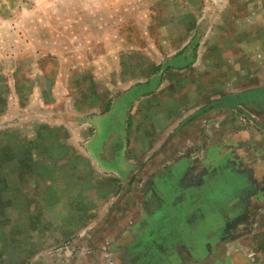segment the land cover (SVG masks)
I'll list each match as a JSON object with an SVG mask.
<instances>
[{"label":"rangeland","instance_id":"1","mask_svg":"<svg viewBox=\"0 0 264 264\" xmlns=\"http://www.w3.org/2000/svg\"><path fill=\"white\" fill-rule=\"evenodd\" d=\"M261 90L264 0H0V264L102 210L80 194L110 179L112 134L137 173L195 115Z\"/></svg>","mask_w":264,"mask_h":264},{"label":"crops","instance_id":"2","mask_svg":"<svg viewBox=\"0 0 264 264\" xmlns=\"http://www.w3.org/2000/svg\"><path fill=\"white\" fill-rule=\"evenodd\" d=\"M251 95L195 115L168 135L159 153L167 160L144 161L137 173L136 161L123 155L127 137L112 134L115 156L104 174L110 179L97 184L94 175L98 188L91 189L87 178L80 194L102 210L81 228L66 221L64 247L39 252L27 264H264V143L254 148L248 136L251 130L264 137V90ZM152 146L145 142L147 150ZM212 148L217 152L209 154Z\"/></svg>","mask_w":264,"mask_h":264}]
</instances>
